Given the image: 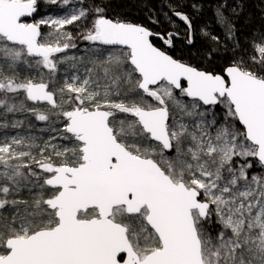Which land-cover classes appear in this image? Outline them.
<instances>
[{
  "label": "snow or ice",
  "instance_id": "1",
  "mask_svg": "<svg viewBox=\"0 0 264 264\" xmlns=\"http://www.w3.org/2000/svg\"><path fill=\"white\" fill-rule=\"evenodd\" d=\"M238 9L194 64L113 0H0V264H264V31L241 45Z\"/></svg>",
  "mask_w": 264,
  "mask_h": 264
},
{
  "label": "trees",
  "instance_id": "2",
  "mask_svg": "<svg viewBox=\"0 0 264 264\" xmlns=\"http://www.w3.org/2000/svg\"><path fill=\"white\" fill-rule=\"evenodd\" d=\"M220 2L221 0H113L115 12L122 17L145 23L157 32L178 33L174 38V47L167 50L175 58L194 64L199 63L198 53L212 45L211 35L220 37L221 46L225 43H232V41H225L224 32L216 23L215 10ZM228 3L232 6L240 5L239 16L234 19V23L238 30L237 39L241 45L247 47L251 35L264 31V0H228ZM45 7L42 5V9ZM173 11H182L189 15L193 25L192 44L187 42V26L172 15ZM149 16L158 18L160 23L152 24L148 19ZM205 31L210 34L209 37L203 35ZM155 42L158 46L166 48L161 41L156 40ZM83 47L81 43V48Z\"/></svg>",
  "mask_w": 264,
  "mask_h": 264
},
{
  "label": "rangeland",
  "instance_id": "3",
  "mask_svg": "<svg viewBox=\"0 0 264 264\" xmlns=\"http://www.w3.org/2000/svg\"><path fill=\"white\" fill-rule=\"evenodd\" d=\"M44 6H46L45 9H42V7H41L40 15H53V16H55L60 12V10L57 9L55 6H49V5H44ZM48 8H50V10ZM40 126L41 125H39V127ZM45 135H47V134H45Z\"/></svg>",
  "mask_w": 264,
  "mask_h": 264
},
{
  "label": "bare ground",
  "instance_id": "4",
  "mask_svg": "<svg viewBox=\"0 0 264 264\" xmlns=\"http://www.w3.org/2000/svg\"><path fill=\"white\" fill-rule=\"evenodd\" d=\"M32 122L35 123L37 125V127H39L40 122H37V121H34V120Z\"/></svg>",
  "mask_w": 264,
  "mask_h": 264
}]
</instances>
